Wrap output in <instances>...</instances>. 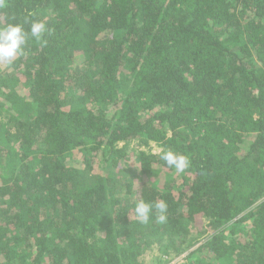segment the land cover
<instances>
[{"label": "trees", "instance_id": "trees-1", "mask_svg": "<svg viewBox=\"0 0 264 264\" xmlns=\"http://www.w3.org/2000/svg\"><path fill=\"white\" fill-rule=\"evenodd\" d=\"M28 11L50 31L0 65V264H264V0H8L0 25Z\"/></svg>", "mask_w": 264, "mask_h": 264}, {"label": "clouds", "instance_id": "clouds-1", "mask_svg": "<svg viewBox=\"0 0 264 264\" xmlns=\"http://www.w3.org/2000/svg\"><path fill=\"white\" fill-rule=\"evenodd\" d=\"M8 7V0H0V9ZM34 12L28 11L23 22H16L15 16L7 24L0 25V65L10 66L17 59L25 55V46L29 41L37 43L41 48L47 46L45 34L50 31L44 20L35 19ZM25 25H28L27 29ZM159 158L165 164L174 168L177 173H183L190 167V159L187 155L167 148L157 150ZM136 220L140 224H148L151 217H155V223L165 224L168 216V204L165 200L148 202L139 199L133 208Z\"/></svg>", "mask_w": 264, "mask_h": 264}, {"label": "rangeland", "instance_id": "rangeland-1", "mask_svg": "<svg viewBox=\"0 0 264 264\" xmlns=\"http://www.w3.org/2000/svg\"><path fill=\"white\" fill-rule=\"evenodd\" d=\"M137 140H131L130 142H128L126 146V152L129 153V156L132 158L134 156V153L137 152L138 150H145V151H151V152H157V150L159 149L157 147V145L155 144H151L150 146L148 147H145V146H141L139 144H137ZM123 146L122 143H120L119 146ZM132 160V159H131ZM128 167V166H127ZM133 167V166H131ZM130 167V169H131ZM134 168V167H133ZM116 174L119 176L122 174L121 170L120 169H117L116 170ZM206 223L205 221H201V224L199 225V228L202 227V225ZM199 228H196L194 229V231H192V235L191 237H198L199 240L203 239V237L207 236L208 235V231H206L205 233H202V234H198V229ZM201 230V229H200ZM204 230V228H203ZM200 243V242H199ZM197 246L194 245L192 248L186 250V251H183L182 253H180L179 255H176V256H173V255H170L168 257H164L162 258L161 261H159V259L157 258V256L159 255V252H157V250L153 249L152 251H147L145 252L141 257V261L144 263V264H162L163 262H166L168 264H174L176 262H183L185 261V256L188 254V252L195 248ZM139 259V260H140Z\"/></svg>", "mask_w": 264, "mask_h": 264}]
</instances>
